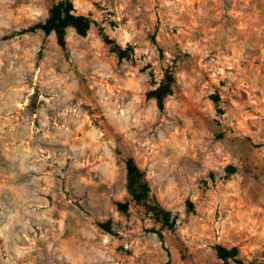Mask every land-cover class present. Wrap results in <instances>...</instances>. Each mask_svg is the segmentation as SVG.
<instances>
[{
  "label": "rangeland",
  "instance_id": "374dc122",
  "mask_svg": "<svg viewBox=\"0 0 264 264\" xmlns=\"http://www.w3.org/2000/svg\"><path fill=\"white\" fill-rule=\"evenodd\" d=\"M59 1L0 0V264H264V0H73L66 51L18 35Z\"/></svg>",
  "mask_w": 264,
  "mask_h": 264
},
{
  "label": "trees",
  "instance_id": "16d2710c",
  "mask_svg": "<svg viewBox=\"0 0 264 264\" xmlns=\"http://www.w3.org/2000/svg\"><path fill=\"white\" fill-rule=\"evenodd\" d=\"M68 29H74L80 36H86L91 29V23L88 18L84 16H78L74 12L73 0H61L55 4L50 10V16L45 22L37 23L27 29L19 32L18 35H25L27 33H35L38 30L44 32L46 36L54 33L57 38L58 45L64 50H67V31ZM12 36H6L4 40H10ZM118 56L119 61L128 59L129 53L127 50L120 48H113ZM173 83L174 78L171 74L165 75L154 89H151L147 93L148 99H154L159 110L165 109L166 101L169 97L173 96ZM127 188L129 193L132 195L133 200L142 204L151 211L154 216L160 221L163 227H167L172 230L177 225V217L173 216L170 211L164 210L154 202L152 205L150 200L151 187L146 180V176L143 171L139 169L137 164L132 158L127 160ZM192 207V204L189 203ZM118 208L121 211L128 209L127 204L118 203ZM103 227H108L103 225ZM162 237V234H161ZM217 255L219 259L224 261L232 260L236 264H244L243 260L239 257L238 248L234 247L227 249L223 246L216 247Z\"/></svg>",
  "mask_w": 264,
  "mask_h": 264
}]
</instances>
